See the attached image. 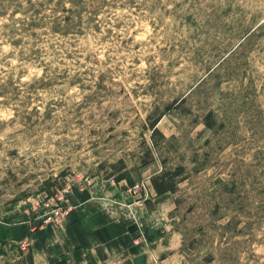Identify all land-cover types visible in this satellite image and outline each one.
Listing matches in <instances>:
<instances>
[{
  "label": "rangeland",
  "instance_id": "1",
  "mask_svg": "<svg viewBox=\"0 0 264 264\" xmlns=\"http://www.w3.org/2000/svg\"><path fill=\"white\" fill-rule=\"evenodd\" d=\"M179 165L165 259L120 264H264V0H0V264L85 183L152 207Z\"/></svg>",
  "mask_w": 264,
  "mask_h": 264
},
{
  "label": "crops",
  "instance_id": "2",
  "mask_svg": "<svg viewBox=\"0 0 264 264\" xmlns=\"http://www.w3.org/2000/svg\"><path fill=\"white\" fill-rule=\"evenodd\" d=\"M122 180L85 183L69 197L71 204L59 223L26 226L21 234L9 238L29 245L32 264H56L62 259L84 262L88 258L99 264L149 262L157 253L164 260L166 250L153 244L165 245L166 237L160 229L144 231L163 226L159 217L163 198L155 202L164 193L158 194L147 182V193L155 203L149 207L146 197L138 196Z\"/></svg>",
  "mask_w": 264,
  "mask_h": 264
},
{
  "label": "trees",
  "instance_id": "3",
  "mask_svg": "<svg viewBox=\"0 0 264 264\" xmlns=\"http://www.w3.org/2000/svg\"><path fill=\"white\" fill-rule=\"evenodd\" d=\"M211 117H212V113H210L208 117L206 118L205 123L208 127H212ZM158 121H159V118H156L150 122L151 129H152V132H151L152 139L155 138L157 135L164 137L163 133L157 127ZM183 170H184V167L179 165L176 168H174L172 171L166 170L161 174H156L155 176H153L151 178V182L156 192L158 194H163L168 191L175 192L176 184L174 183L175 181L173 180V178L174 176L181 174ZM123 178H125L129 183L132 182L131 179H128L121 175L117 177V181H120Z\"/></svg>",
  "mask_w": 264,
  "mask_h": 264
}]
</instances>
